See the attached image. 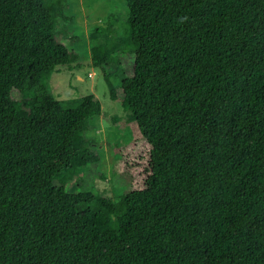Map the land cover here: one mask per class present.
Returning a JSON list of instances; mask_svg holds the SVG:
<instances>
[{
    "label": "trees",
    "instance_id": "obj_1",
    "mask_svg": "<svg viewBox=\"0 0 264 264\" xmlns=\"http://www.w3.org/2000/svg\"><path fill=\"white\" fill-rule=\"evenodd\" d=\"M125 1L132 72L92 47L135 121L114 198L65 176L102 164L101 101L48 86L70 0H0V264H264V0Z\"/></svg>",
    "mask_w": 264,
    "mask_h": 264
},
{
    "label": "rangeland",
    "instance_id": "obj_2",
    "mask_svg": "<svg viewBox=\"0 0 264 264\" xmlns=\"http://www.w3.org/2000/svg\"><path fill=\"white\" fill-rule=\"evenodd\" d=\"M70 3L69 13L75 16L73 28L80 36L78 41L75 39L73 42L74 50L77 52L78 60L83 63L78 65L74 62L71 67H61L51 75L48 86L58 99L67 101L94 94L101 101L103 113L91 118L92 127L89 135L96 140L102 164L98 168L90 165L80 174L74 172L65 176L68 184L73 186L83 184L94 193L115 198L113 168L121 146L134 139L135 121L131 111L126 109L121 101L111 97L104 69L101 65L95 64L92 47L97 44L103 50H113L108 62L115 65L117 58L125 61L129 65L127 70L131 73L132 61L129 60L131 55L120 49L121 47L130 49L132 46L128 40L129 11L125 0H70ZM110 18L114 22L112 35L107 36L103 30L93 36V30L98 26H107L106 21ZM114 79L119 83V78Z\"/></svg>",
    "mask_w": 264,
    "mask_h": 264
}]
</instances>
